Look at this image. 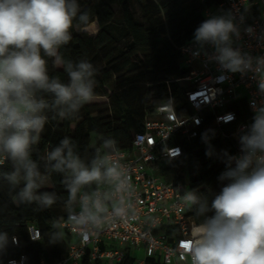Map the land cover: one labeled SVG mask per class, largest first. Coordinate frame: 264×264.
I'll return each mask as SVG.
<instances>
[{
	"label": "clouds",
	"instance_id": "clouds-1",
	"mask_svg": "<svg viewBox=\"0 0 264 264\" xmlns=\"http://www.w3.org/2000/svg\"><path fill=\"white\" fill-rule=\"evenodd\" d=\"M98 24L80 0H0V166L8 165L0 167V190L18 206L44 211L62 205L63 215L52 218L47 232L52 245L63 242L65 227L83 242L113 226L138 222L150 230L157 221L141 213L131 168L114 136H99L88 157L69 135L42 155L38 151L46 126L77 119L96 98L99 70L87 59L66 58L61 49L74 30L91 33ZM243 25L239 9H221L207 14L190 42L194 58L253 79L262 99L252 103V123L238 135L239 153L219 154L225 165L217 177L220 191L176 188L179 205L194 216L191 231L172 249L177 264H264V56L243 49V35L255 34ZM50 65L67 80L51 74ZM168 103L174 110L173 100ZM203 139L209 142L207 134ZM54 174L66 195L45 190ZM17 243L0 230V264Z\"/></svg>",
	"mask_w": 264,
	"mask_h": 264
},
{
	"label": "trees",
	"instance_id": "trees-1",
	"mask_svg": "<svg viewBox=\"0 0 264 264\" xmlns=\"http://www.w3.org/2000/svg\"><path fill=\"white\" fill-rule=\"evenodd\" d=\"M221 0H80L82 9L98 17L96 34L73 31V38L61 49L63 55L78 61L87 59L99 70L96 75V97L104 102L86 104L72 121H54L46 126L38 145L39 154L56 145L64 135L75 139L82 156L92 154L93 146L101 135L114 136L120 149H131L135 133L142 131L146 115L160 103L173 98L176 106L185 102V86L176 78H183L188 71L180 67L179 47L193 39L196 27L205 20L203 9ZM115 6L118 9H115ZM141 13L137 17L134 8ZM50 72L67 80L62 69L50 65ZM183 82V81H182ZM240 119L250 115L245 101L236 104ZM234 125L218 127L207 119L200 134L188 140L174 136L170 143L183 146V155L171 162L159 164L160 173L168 179L188 183L189 189L211 195L220 191L217 177L225 165L218 158L222 151L235 152V141L225 137L223 130ZM207 134L209 142H204ZM212 156L206 155L209 150ZM7 170L8 165L3 166ZM45 190H54L64 196L61 177L53 175ZM63 215L61 204L40 211L35 206L16 205L6 190H0V230L17 236L18 246H11L3 258L8 264L12 257L26 253L31 264L41 261L54 262L66 253L70 234L55 245L47 241V232L54 217ZM188 215L194 219L191 212ZM35 224L42 232L39 241H32L28 225ZM136 258L127 254L122 262L93 260L86 255L82 264H136ZM145 264H162L157 257H147Z\"/></svg>",
	"mask_w": 264,
	"mask_h": 264
},
{
	"label": "built area",
	"instance_id": "built-area-1",
	"mask_svg": "<svg viewBox=\"0 0 264 264\" xmlns=\"http://www.w3.org/2000/svg\"><path fill=\"white\" fill-rule=\"evenodd\" d=\"M234 8L243 13V26L255 30L252 36L243 35V49L253 56H264V0H221L214 6L204 7V18L221 9ZM191 41L179 47L180 67L186 69L188 75L176 80L186 83L185 102L180 106L174 103V110L168 101L158 104L146 115L143 130L135 133L132 148L121 149V156L131 168L133 182L140 194L141 213L155 216V227L145 230L138 222L113 226L92 239L85 236L83 242L75 235V229L65 227L71 236L66 253L54 262L37 264H82L86 255L93 260L117 263L124 261L127 254L136 258V264H145L147 257H157L162 264H177L176 257L171 255L172 249L183 241L184 233L191 231L194 219L179 205L176 192L177 187L188 188V183L168 179L159 171L161 162H171L183 155V146L171 144V139L181 135L192 140L200 134L206 120L211 119L220 128L234 125L233 129L223 130V135L234 139V154H238V135L244 126L252 123L251 105L262 99L257 94L255 81L249 76L224 73L203 56L194 58L190 51ZM243 101L250 111L246 119H240L235 108ZM143 218V215L139 217L140 220ZM28 233L32 241L42 238V232L35 224L28 225ZM18 245L19 240L14 246ZM135 252H143L144 258H138ZM9 261L31 264L24 252L10 258L8 264Z\"/></svg>",
	"mask_w": 264,
	"mask_h": 264
},
{
	"label": "rangeland",
	"instance_id": "rangeland-1",
	"mask_svg": "<svg viewBox=\"0 0 264 264\" xmlns=\"http://www.w3.org/2000/svg\"><path fill=\"white\" fill-rule=\"evenodd\" d=\"M115 9H118V7L115 6ZM134 12H135V14H136L137 17H140V16H141V13H140V10H139L138 7H135V8H134ZM99 27H100V26H99V24H98V28L94 29L90 34H96V33L98 32V30H99ZM179 83H180L182 86H185V85H186V83H185V82H182V81H180ZM94 101L100 103V102H104V101H106V99H105V98H102V97H96ZM92 146L94 147V145H92ZM135 255H136L138 258H140V259L144 258V253H143V252H135Z\"/></svg>",
	"mask_w": 264,
	"mask_h": 264
}]
</instances>
